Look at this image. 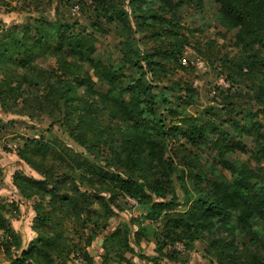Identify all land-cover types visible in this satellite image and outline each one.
<instances>
[{"label": "trees", "instance_id": "16d2710c", "mask_svg": "<svg viewBox=\"0 0 264 264\" xmlns=\"http://www.w3.org/2000/svg\"><path fill=\"white\" fill-rule=\"evenodd\" d=\"M89 1L95 18L117 26L116 64L90 59L82 37L68 28L47 27L43 9L31 26L0 30L2 112L30 121L45 118L50 133L58 126L81 150L57 135L17 147L18 159L39 176L15 173L12 185L23 200H32L42 247L22 250L0 205V253L10 264H57L53 256L66 262L73 247L64 226L75 233L98 226L114 215L110 204L119 196L160 219L166 238L186 251L194 242L208 243L215 261L208 264H264V169L257 167L264 163L262 126L249 111L241 116L248 121L245 131L232 119L242 107L222 91L219 112L209 106L189 115L197 95L189 83L173 79L186 72L180 58L189 45L180 10L201 15L206 0ZM211 1L223 30L218 36L232 38V56L215 55L217 74L231 88H243L264 113L258 79L264 68V0ZM10 5L0 0V9L12 11ZM47 58L53 67L37 65ZM243 134H256L248 163L235 157L245 152ZM189 203L191 209L176 211Z\"/></svg>", "mask_w": 264, "mask_h": 264}, {"label": "rangeland", "instance_id": "374dc122", "mask_svg": "<svg viewBox=\"0 0 264 264\" xmlns=\"http://www.w3.org/2000/svg\"><path fill=\"white\" fill-rule=\"evenodd\" d=\"M5 1L11 4L13 10L0 9V30L3 26H31L34 20L41 18L40 9H43L42 17L45 19L46 26L58 24L63 27V31L68 28L69 32L73 31L72 33L80 35L90 51V59L102 61L105 64H116L119 61L121 55L117 26L104 24L103 21L95 18L90 9L89 0ZM32 2H36L40 7L36 8ZM73 7H77V14H72ZM180 15L182 25L187 30L185 33L189 45L184 48L180 58V63L186 68V72L185 74L179 73L173 79L181 78L186 81L197 95V102L189 107L188 114L195 116L196 111L209 106L216 107L215 112H219L221 104L219 91H222L237 102L239 107H242L240 110L242 114L240 116L233 115L232 119L242 127L244 126L247 131L249 129L248 121L245 122L242 117L246 112L251 111L254 114L252 122L262 126L260 136L264 138V113L262 106H259L260 103L251 101L250 96L243 88H231L224 82L223 77H219L217 74L218 62L215 59L217 51L221 57H230L233 53L231 36L221 39L217 34L223 33V30L216 24L214 3L211 0H206L201 15L194 14L186 7L180 10ZM94 27L101 28L104 32H99ZM196 51L202 53L206 59ZM261 54L264 58V51ZM36 63L42 68L54 66L52 58L41 59ZM86 68L88 72H92L90 67L86 66ZM258 79L262 80L264 86V68L260 70ZM49 126L50 123L45 118L39 121H30L25 116L7 114L0 109V168L2 170L0 205L6 209L5 216L8 224L20 235L24 251L32 245L38 247H42V245L39 244L34 233L36 224L32 200H23L19 196L12 185V178L15 173L32 176L36 179H39V176L30 171L18 159L16 151H11L7 146L12 144L20 147L27 140L48 139L51 135H57L76 147L61 128L56 126L54 132L50 133ZM241 141L245 152L237 153L235 157L243 163H248L255 147L256 134H251V136L243 134ZM76 148L80 150V148ZM170 149L174 148L170 146ZM104 152L107 154L106 150ZM257 167L264 169V163L258 164ZM174 186L176 195L182 201L184 196L179 184L174 182ZM110 206L114 215L107 221H104L105 218H103L98 226L89 224L78 233L71 231L68 226H64V236L73 247V253L68 261L60 262L55 259L51 251L52 260L57 264H85L83 255L87 254L93 264H208L209 260L215 262L208 243L194 242L193 249L189 252L186 251L182 243L171 242L166 238V234L162 232L160 219L148 218L147 214L143 210H139L131 201L127 202L126 199L118 196ZM191 207L192 204L189 203L185 207H177L176 211H187ZM139 227L143 230L139 235V242H135V234ZM100 240L101 244L98 245ZM127 246L131 251H127ZM159 246H161L162 255L157 252ZM0 264H10L2 253H0Z\"/></svg>", "mask_w": 264, "mask_h": 264}, {"label": "built area", "instance_id": "2783aa9c", "mask_svg": "<svg viewBox=\"0 0 264 264\" xmlns=\"http://www.w3.org/2000/svg\"><path fill=\"white\" fill-rule=\"evenodd\" d=\"M71 11H72V14H77L78 13V9H77V7H73L72 9H71ZM11 151H16V149H17V146L16 145H8L7 146ZM129 201H131V203L133 204V205H136V203H135V201H133V200H129Z\"/></svg>", "mask_w": 264, "mask_h": 264}, {"label": "water", "instance_id": "95a60500", "mask_svg": "<svg viewBox=\"0 0 264 264\" xmlns=\"http://www.w3.org/2000/svg\"><path fill=\"white\" fill-rule=\"evenodd\" d=\"M101 244V240L99 241V244L98 245H100Z\"/></svg>", "mask_w": 264, "mask_h": 264}]
</instances>
